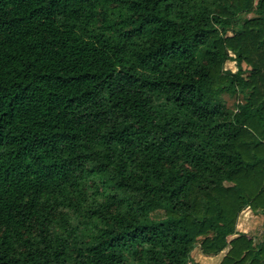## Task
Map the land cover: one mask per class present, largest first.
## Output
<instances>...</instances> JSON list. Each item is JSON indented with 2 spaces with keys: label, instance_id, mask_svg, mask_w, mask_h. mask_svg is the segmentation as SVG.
<instances>
[{
  "label": "trees",
  "instance_id": "obj_1",
  "mask_svg": "<svg viewBox=\"0 0 264 264\" xmlns=\"http://www.w3.org/2000/svg\"><path fill=\"white\" fill-rule=\"evenodd\" d=\"M196 249L264 264V0H0V264Z\"/></svg>",
  "mask_w": 264,
  "mask_h": 264
},
{
  "label": "rangeland",
  "instance_id": "obj_2",
  "mask_svg": "<svg viewBox=\"0 0 264 264\" xmlns=\"http://www.w3.org/2000/svg\"><path fill=\"white\" fill-rule=\"evenodd\" d=\"M245 69V66H243ZM224 70H228L231 72L236 71V65L233 61H228L224 65ZM225 105L229 109H233L240 101V96H229L224 94L222 96ZM262 216L260 215H253L250 211L245 210L243 211L238 219L237 228L239 232L244 233L248 237L253 238L256 242L260 240V230L262 228ZM192 263L189 264H215V257H204L199 249H196L195 252L191 255Z\"/></svg>",
  "mask_w": 264,
  "mask_h": 264
},
{
  "label": "crops",
  "instance_id": "obj_3",
  "mask_svg": "<svg viewBox=\"0 0 264 264\" xmlns=\"http://www.w3.org/2000/svg\"><path fill=\"white\" fill-rule=\"evenodd\" d=\"M223 256H224V252H221V253H219V254L216 255V256H212V258L215 257V258H214L215 261H216L215 264H219V263L221 262ZM204 257H205V256H204Z\"/></svg>",
  "mask_w": 264,
  "mask_h": 264
}]
</instances>
